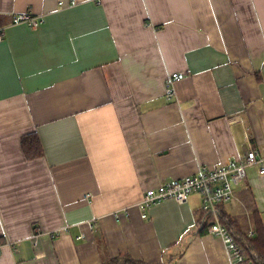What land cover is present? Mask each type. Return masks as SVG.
<instances>
[{
    "label": "crops",
    "instance_id": "obj_1",
    "mask_svg": "<svg viewBox=\"0 0 264 264\" xmlns=\"http://www.w3.org/2000/svg\"><path fill=\"white\" fill-rule=\"evenodd\" d=\"M0 36V264H230L199 195L139 204L264 146V0H0ZM249 203L264 226L257 168L224 206L251 238Z\"/></svg>",
    "mask_w": 264,
    "mask_h": 264
},
{
    "label": "built area",
    "instance_id": "obj_2",
    "mask_svg": "<svg viewBox=\"0 0 264 264\" xmlns=\"http://www.w3.org/2000/svg\"><path fill=\"white\" fill-rule=\"evenodd\" d=\"M44 23L45 16L43 15L22 13L14 16L15 25L38 28ZM2 40L3 38L0 36V41ZM184 78V74H168L165 90L168 101L176 100V84ZM251 168L259 169V173L264 176V146L258 150H250L244 162H232L216 169L200 167L193 176L180 180L174 179L149 190L139 204L142 218L147 219V212L161 202L175 201L179 204H186L192 195L197 194L202 199L205 211L213 217L214 223L208 228V232L221 239L230 264H253L245 259L242 250L222 223L220 216V208L235 199L236 190L245 182ZM10 246L9 242L0 243V255L3 248Z\"/></svg>",
    "mask_w": 264,
    "mask_h": 264
},
{
    "label": "trees",
    "instance_id": "obj_3",
    "mask_svg": "<svg viewBox=\"0 0 264 264\" xmlns=\"http://www.w3.org/2000/svg\"><path fill=\"white\" fill-rule=\"evenodd\" d=\"M22 150L28 161L41 159L44 156V149L37 133H30L22 137ZM254 205V204H253ZM248 204V210L252 216L254 235L249 237L248 232L241 231L237 228L236 220L227 215L224 207L220 208L221 221L227 227L229 232L235 238L238 246L246 260L253 264H264V226L257 209ZM200 235H206L208 228L214 223L213 217L208 215L204 210L200 219ZM103 245V240L99 239V246ZM104 264H145L136 261L129 256H119L117 258L104 259Z\"/></svg>",
    "mask_w": 264,
    "mask_h": 264
}]
</instances>
